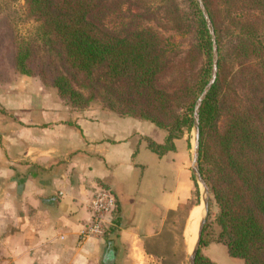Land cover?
Masks as SVG:
<instances>
[{
    "label": "trees",
    "instance_id": "obj_1",
    "mask_svg": "<svg viewBox=\"0 0 264 264\" xmlns=\"http://www.w3.org/2000/svg\"><path fill=\"white\" fill-rule=\"evenodd\" d=\"M181 1L182 6L172 0L170 14L175 30L190 39L186 62L190 57L206 60L198 84L187 83L171 94L160 89L161 77L176 68L175 47L150 28L125 36L108 33L98 21L107 0H25L29 17L40 25L41 52L44 48L49 57L38 55L35 39L31 45L20 41L13 68L54 89L72 109L86 110L98 100L102 108L117 115L154 124L167 137L164 144L149 140V147L163 156L174 149L185 130L192 131L195 105L212 70L211 37L197 1ZM204 2L215 27L220 58L217 81L200 111V169L211 204L219 212L213 222L209 217L201 246L222 244L244 264H264V26L236 18V33L226 41L210 0ZM242 2L264 17V0ZM227 59L255 64L260 71L258 90L247 102L227 91ZM115 211L114 227L104 234L118 236L120 205ZM196 264L216 263L200 250Z\"/></svg>",
    "mask_w": 264,
    "mask_h": 264
},
{
    "label": "crops",
    "instance_id": "obj_2",
    "mask_svg": "<svg viewBox=\"0 0 264 264\" xmlns=\"http://www.w3.org/2000/svg\"><path fill=\"white\" fill-rule=\"evenodd\" d=\"M166 137L148 121L102 107L72 109L37 78L0 84V264L152 257L146 242L196 198L195 134L186 132L159 156L148 141L164 144ZM101 189L120 205L122 225L118 236L87 237L90 204ZM115 210L106 229L114 227Z\"/></svg>",
    "mask_w": 264,
    "mask_h": 264
},
{
    "label": "rangeland",
    "instance_id": "obj_3",
    "mask_svg": "<svg viewBox=\"0 0 264 264\" xmlns=\"http://www.w3.org/2000/svg\"><path fill=\"white\" fill-rule=\"evenodd\" d=\"M177 3L182 6L181 0H177ZM210 5L216 12V23L222 33V37L226 41L236 33L233 26L236 18L261 23L264 26L262 14L248 10L243 5L242 0H210ZM171 6L172 0H107L106 8L98 18L103 29L112 35L125 36L135 30L150 28L170 40L177 53L173 62L174 65L176 64V68L174 67L164 74L158 82L159 88L169 94L177 89L185 88L187 83L189 85L198 84L206 66L205 58L195 57L192 59L190 57L188 62H186L185 57L190 49V39L175 30L176 26L170 14ZM39 26L35 19L29 17L25 0H0L1 85L12 84L17 77L27 76L17 74L13 68L20 41L28 42L26 45H31L32 40L35 39L38 55L49 57L46 56L47 52L44 48L41 52V47H44V39L37 33ZM262 28L264 30V27ZM180 63H183L184 66H179ZM225 64L224 72L227 76V91L240 100L247 102L254 95V91L258 90V73H260L258 67H255V64L241 65L236 59H227ZM69 107L72 108L70 105ZM91 107H103V105L97 100L91 103ZM194 123L193 113V125ZM192 131L195 134L194 127ZM186 132L188 131L185 130L184 134ZM195 179L198 188L196 187V198L191 201L192 204L181 207L175 213H170L160 234L146 242V252L155 253L156 256L151 257L144 254L133 260H128L126 264H189V255L193 249L191 247L192 243H189H195L198 223L195 228L197 230L195 231L196 233L194 236L191 235L189 237V243L186 240L185 231L190 223L189 221H199L202 208L204 207L203 200L206 197L203 185L198 182L196 177ZM211 198L212 195L210 193V208L207 221L210 217V222H213L219 209L215 203L211 204ZM193 204H198L199 207H195L191 213ZM197 210L199 213L195 215ZM213 232L217 233L216 230ZM200 250L202 254L209 257L216 264H244L241 259L231 257L227 252V248L222 244L212 243L208 246H201Z\"/></svg>",
    "mask_w": 264,
    "mask_h": 264
},
{
    "label": "water",
    "instance_id": "obj_4",
    "mask_svg": "<svg viewBox=\"0 0 264 264\" xmlns=\"http://www.w3.org/2000/svg\"><path fill=\"white\" fill-rule=\"evenodd\" d=\"M199 6V9L203 15V18L205 20L207 29L209 31V35L211 37L212 42V72H211V78L204 88L202 94L198 98L196 105H195V111H194V128H195V153H194V162H193V170L195 173V177L197 178L198 182L203 185L206 197L203 200L204 202V217L201 219L199 223V229L197 234V240L196 242H190L192 243L193 250L191 251L189 255V264H196L197 256L201 249V240L203 231L205 229L207 218L209 214V208H210V190L209 187L201 173L199 162H200V111L202 108V105L206 98L208 97L210 91L212 90L213 86L215 85L218 73H219V47L217 43V37L214 29V25L212 22V19L210 17V14L208 12V9L205 5L204 0H196Z\"/></svg>",
    "mask_w": 264,
    "mask_h": 264
},
{
    "label": "built area",
    "instance_id": "obj_5",
    "mask_svg": "<svg viewBox=\"0 0 264 264\" xmlns=\"http://www.w3.org/2000/svg\"><path fill=\"white\" fill-rule=\"evenodd\" d=\"M116 206L115 197L108 190H98L90 204L91 222L82 233L87 237L103 234L107 228V218Z\"/></svg>",
    "mask_w": 264,
    "mask_h": 264
},
{
    "label": "bare ground",
    "instance_id": "obj_6",
    "mask_svg": "<svg viewBox=\"0 0 264 264\" xmlns=\"http://www.w3.org/2000/svg\"><path fill=\"white\" fill-rule=\"evenodd\" d=\"M204 213H205V211H204V207L202 208V211H201V214H200V218H199V221H193V220H191L190 221V223H189V225H188V232H187V238H189L191 235H193L194 236V234L196 233L195 231H197L195 228H196V225H197V223H198V229H199V223H200V221H201V219L204 217ZM198 234V233H197ZM193 239V238H192ZM196 240H197V237H196V239H195V242H196ZM189 241H190V238H189ZM193 250V249H192Z\"/></svg>",
    "mask_w": 264,
    "mask_h": 264
}]
</instances>
